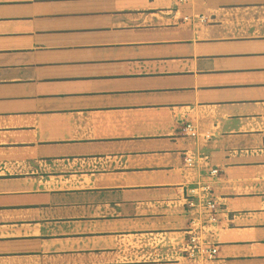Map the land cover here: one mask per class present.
I'll use <instances>...</instances> for the list:
<instances>
[{
	"label": "crops",
	"instance_id": "obj_1",
	"mask_svg": "<svg viewBox=\"0 0 264 264\" xmlns=\"http://www.w3.org/2000/svg\"><path fill=\"white\" fill-rule=\"evenodd\" d=\"M201 181L264 264V0H0V264H190Z\"/></svg>",
	"mask_w": 264,
	"mask_h": 264
},
{
	"label": "built area",
	"instance_id": "obj_2",
	"mask_svg": "<svg viewBox=\"0 0 264 264\" xmlns=\"http://www.w3.org/2000/svg\"><path fill=\"white\" fill-rule=\"evenodd\" d=\"M189 0H178L179 3ZM200 21L206 18L200 16ZM184 132L193 137L209 138L210 135H202L199 128L192 123H187ZM210 156L200 153H187L184 157V165L189 171H199L201 166L209 164ZM219 168L210 171V177H217ZM190 197L186 199L187 206L192 211L193 218L188 229L189 241L182 246L183 257L190 264H209L219 254V246L214 242V227L221 221L222 204L213 197V185L208 181H201L189 190ZM211 264V263H210Z\"/></svg>",
	"mask_w": 264,
	"mask_h": 264
}]
</instances>
